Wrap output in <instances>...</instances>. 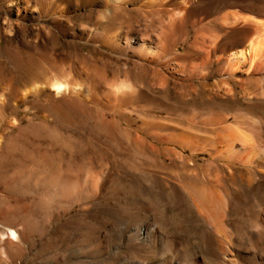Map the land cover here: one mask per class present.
<instances>
[{
	"label": "rangeland",
	"instance_id": "374dc122",
	"mask_svg": "<svg viewBox=\"0 0 264 264\" xmlns=\"http://www.w3.org/2000/svg\"><path fill=\"white\" fill-rule=\"evenodd\" d=\"M25 1L0 0V56L5 63L1 76L8 84L14 76L13 88L18 87L21 93L18 100L12 88H5L0 83V200L3 201L0 209V264H120L125 260L129 255L125 249L113 255V225L117 217L113 208V153L117 145L130 162V169L123 171L122 179L126 198L128 194H142L152 213L161 223L169 225L164 228L169 244H161L155 258L190 264L204 239L200 226L194 221L196 213L191 197L178 186L176 191L173 190L174 185H169L167 180L141 178L140 168L147 164V158L136 152L133 140L151 136L129 104L123 105L124 108L118 105L121 117L114 108V111L109 110L76 93L50 99L33 95L23 98L31 92V86L24 84L27 70L32 65L39 67L41 56L49 52L52 74L63 75L73 88L100 85L104 89L129 79H145L151 95L149 101L139 104L141 116L163 121L168 117L166 107L175 103L178 92H183L181 85L186 83L183 80L187 75L171 74L168 69L163 71L147 66L139 62L136 44L127 48L120 41L119 50H116L110 39L114 29L122 31L130 26L160 32L157 17H153L144 5L129 4L115 8L112 4H100L96 0H65L62 13H58L56 7L50 5L47 12L42 11L41 0H30L29 5ZM251 3L243 6L228 4L223 10L228 16L239 13L259 20L240 25L242 31L250 32L242 43L255 36L251 33L253 29L264 27V13L259 10V0ZM10 9L13 10L11 14L8 13ZM38 31L41 34L38 35ZM209 31L204 33L206 41L215 34ZM185 37L188 44H182L181 51L194 41V31L188 29ZM9 39L12 40V48L19 52L21 67L15 68L13 61L2 55L1 47ZM232 46L229 35L225 39L226 52L233 50ZM128 73L131 74L128 76ZM218 79L221 77L210 75L208 84L212 85ZM163 80L167 94L162 93L159 87ZM220 90L219 96L226 101L225 90ZM169 124L175 126L174 122ZM169 133L164 131L161 137H167ZM161 148L182 156L189 168L202 167L208 162L206 155L192 154L177 144ZM173 153H165L163 160L170 169L168 172L177 175L180 168L169 166L172 159H176ZM51 170L58 171V175L66 180L84 182V188L92 190L94 196L87 202L73 205L66 204L64 200L48 203L50 187L47 183ZM94 183L98 186L97 191L93 188ZM142 206L144 204H139L140 211L149 218L152 213L143 212ZM123 207L120 218L130 221V212ZM242 208L238 207L237 218H241ZM11 209L19 215L17 225H13L19 235L16 242L6 239V226L14 223L8 213ZM212 261L208 253L204 263L211 264Z\"/></svg>",
	"mask_w": 264,
	"mask_h": 264
},
{
	"label": "bare ground",
	"instance_id": "6f19581e",
	"mask_svg": "<svg viewBox=\"0 0 264 264\" xmlns=\"http://www.w3.org/2000/svg\"><path fill=\"white\" fill-rule=\"evenodd\" d=\"M96 1L100 4H112L115 8H123L129 4L144 5L150 9L153 17H157L160 32L153 33L150 29L138 30L130 26L122 31L114 29L110 39L116 50H119L120 41L127 48L133 43L136 44L140 53L138 60L147 66H154L163 71L168 69L171 74L187 75V79L183 80V83H186L181 85L183 92L176 93L175 103L165 106L168 117L162 121L148 120L141 116L142 107L139 104L149 101L151 95L145 79H129L104 89H101L100 85L94 88H73L63 75L52 74L49 52L41 56L39 67L32 65L27 70L24 84L31 86V92L26 93L23 98L28 99L30 95L36 98L62 97L76 93L91 99L95 104L115 110L120 116L122 113L118 112L119 107L129 104L151 136L136 137L133 140L136 152L147 158V164L140 168L141 178L152 181L167 180L169 185H174L173 190L176 191L178 186L185 189L191 197L196 213L194 221L200 226L204 239L200 250L193 254L190 264H205L208 253L213 260L211 264H264V27L253 29L251 33L255 36L242 43L250 32L242 31L240 25L246 21L259 20L252 15L239 13L228 16L223 11L225 5L243 6L250 4L252 0ZM39 2L42 11L47 12L50 5L55 6L58 13H62V3L66 1ZM25 4L29 5L30 0H26ZM262 4L264 5V0H259V10L264 13ZM8 13H13V10L10 9ZM190 28L194 31L195 39L181 51L180 46L188 44L185 35ZM208 30L215 34L206 41L204 33ZM39 34L41 31H38ZM229 35L233 41V50L226 52L225 39ZM1 48L3 57L11 59L15 68L21 67L19 52L12 48V40L9 39ZM1 58L0 56V76L5 66ZM130 74L128 73V76ZM210 75L221 79L209 85ZM1 77L0 83L5 88H12L14 97L19 100L20 89L13 88L12 85L15 77L11 76V84ZM164 82L163 80L159 87L162 88V93L167 94ZM220 89L225 90L224 93L228 96L226 101L219 96ZM168 122H174L175 126ZM164 131L170 132L167 137H161ZM176 144L192 154L206 155L208 162L202 167L197 165L189 168L182 156L161 148ZM120 148L117 145L113 153V208L117 216L113 225V255L120 254L121 249L129 252L120 264H182L173 262V259L171 262L165 258L162 261L155 258L159 246L169 244L164 231L169 225L161 223L152 213L142 194L132 193V196L128 194L126 198L127 195L122 191V179L123 171L130 169V162L129 157ZM165 153H173L172 155L176 156L169 166L180 168L177 175L168 172L170 169L165 166L163 160ZM51 172L47 183L50 187L48 203L64 200L66 204L73 205L80 201L87 202L94 196L92 190L84 188V182L77 179L72 182L58 175V171ZM164 175L166 177H163ZM97 187L94 183L93 188L96 191ZM2 202L1 199L0 209ZM139 204H144L143 212L152 213L149 218L140 211L142 209ZM123 205L130 212V221L120 218ZM239 206H243L241 218L235 216ZM8 213L14 223L12 222V226H6V239L16 242L19 235L13 225H17L19 215L12 209ZM6 246L10 251L8 242Z\"/></svg>",
	"mask_w": 264,
	"mask_h": 264
}]
</instances>
